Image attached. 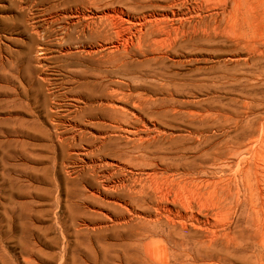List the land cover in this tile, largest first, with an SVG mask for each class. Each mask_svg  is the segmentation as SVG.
Returning <instances> with one entry per match:
<instances>
[{
  "label": "rangeland",
  "instance_id": "374dc122",
  "mask_svg": "<svg viewBox=\"0 0 264 264\" xmlns=\"http://www.w3.org/2000/svg\"><path fill=\"white\" fill-rule=\"evenodd\" d=\"M245 2L231 31L223 0H0V264H264V0Z\"/></svg>",
  "mask_w": 264,
  "mask_h": 264
},
{
  "label": "bare ground",
  "instance_id": "6f19581e",
  "mask_svg": "<svg viewBox=\"0 0 264 264\" xmlns=\"http://www.w3.org/2000/svg\"><path fill=\"white\" fill-rule=\"evenodd\" d=\"M244 2H245V0L244 1L243 0H223L222 6L223 5L224 6L222 8L223 9L222 11L224 13L223 16H225L224 18L226 19L225 22H227L226 26L228 27V30L236 31L238 28L243 26V23H247L246 21L250 18V17H248V15H249L250 11L254 8V5H252L251 3L246 5V4H244ZM252 3L254 4V2H252ZM255 3H258V2H255ZM255 8H257V6ZM163 20H165V19L163 18ZM163 20L156 19L155 27L158 28V30L160 28L166 29V25L161 23ZM113 21L114 20H112V22ZM148 21H149V23H152L151 27L154 28L153 19H150L147 17L143 21H137V22L136 21H128L125 19H117L116 22L113 23L114 27L117 29L116 30V32H117V35H116L117 40L116 41L117 42H114V44L111 45V47L114 46L116 49H118L120 46V43H129L132 39V36L135 35V32H137L136 34H139L138 36L140 38L142 35V31H143L142 27L146 26ZM100 22H101V20H100ZM101 24H103V23H101ZM101 24H100V26H101ZM104 24H105V22H104ZM161 24H163V25H161ZM137 25H138V27H137ZM255 173H257V172H255ZM246 188H247V197H248L247 201L252 207H254V199H257L259 203L262 202V205L260 208V213L256 214V216H252V217H253V220H256L255 225H256V228L258 229V231L260 232V234L258 236H261L259 242L262 245V247L264 248V203H263V199L258 192L257 193L254 192V190L252 189V187L250 185L249 179L246 180ZM141 191H143V189ZM258 239H259V237H258Z\"/></svg>",
  "mask_w": 264,
  "mask_h": 264
}]
</instances>
